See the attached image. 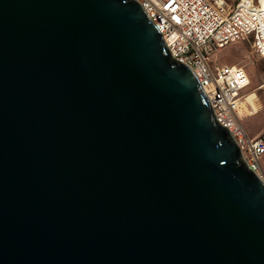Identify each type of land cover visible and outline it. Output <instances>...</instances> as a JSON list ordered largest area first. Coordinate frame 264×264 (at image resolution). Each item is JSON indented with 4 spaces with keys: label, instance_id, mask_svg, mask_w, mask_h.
<instances>
[{
    "label": "water",
    "instance_id": "1",
    "mask_svg": "<svg viewBox=\"0 0 264 264\" xmlns=\"http://www.w3.org/2000/svg\"><path fill=\"white\" fill-rule=\"evenodd\" d=\"M0 264H264V180L135 0H0Z\"/></svg>",
    "mask_w": 264,
    "mask_h": 264
},
{
    "label": "built area",
    "instance_id": "2",
    "mask_svg": "<svg viewBox=\"0 0 264 264\" xmlns=\"http://www.w3.org/2000/svg\"><path fill=\"white\" fill-rule=\"evenodd\" d=\"M160 31L171 56L193 70L217 122L229 130L247 166L262 178L264 131L251 137L243 119L254 112L244 91V69L218 66L211 57L227 47L249 43L264 58V0H135ZM255 102L258 99L255 98Z\"/></svg>",
    "mask_w": 264,
    "mask_h": 264
},
{
    "label": "rangeland",
    "instance_id": "3",
    "mask_svg": "<svg viewBox=\"0 0 264 264\" xmlns=\"http://www.w3.org/2000/svg\"><path fill=\"white\" fill-rule=\"evenodd\" d=\"M224 1L228 10L238 0ZM211 62L218 66H238L247 73L250 84L244 95H247L249 102L254 103V112L243 119V124L251 137L258 136L264 131V58L257 55L249 43L240 42L213 55ZM255 98L258 99L257 103ZM262 179L264 180V159Z\"/></svg>",
    "mask_w": 264,
    "mask_h": 264
}]
</instances>
